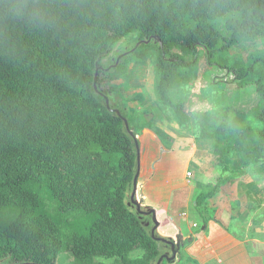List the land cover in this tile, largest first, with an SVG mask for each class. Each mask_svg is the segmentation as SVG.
<instances>
[{"label":"trees","instance_id":"16d2710c","mask_svg":"<svg viewBox=\"0 0 264 264\" xmlns=\"http://www.w3.org/2000/svg\"><path fill=\"white\" fill-rule=\"evenodd\" d=\"M130 36L140 45L111 71L104 60ZM259 41L264 0H0V261L57 264L70 253L75 264H152L162 256L152 221L127 202L135 136L98 98L149 51L156 99L181 127L192 115L171 91L191 82L201 60L259 95L248 111L225 106L202 117L199 135L215 141L223 168L196 198L201 217L247 169L264 175V49L230 58L234 46ZM234 154L239 169L223 163Z\"/></svg>","mask_w":264,"mask_h":264},{"label":"rangeland","instance_id":"374dc122","mask_svg":"<svg viewBox=\"0 0 264 264\" xmlns=\"http://www.w3.org/2000/svg\"><path fill=\"white\" fill-rule=\"evenodd\" d=\"M135 39L136 36H130L114 48L109 57L104 60L105 66H109L110 70L113 69L112 67L116 65V59L120 55L129 51L130 48L137 47ZM262 49H264V43L261 41L242 43L231 49L230 58L235 60ZM154 58V52L149 51L147 60L135 61L130 64L119 80L112 83L105 82L103 88L108 90L110 95H98V98L112 112L124 118L128 131L135 136L137 142L141 168L136 187H132L127 194V202L136 213L138 210L135 203H140L141 209L146 210L145 205L148 202L149 194L148 183H153L152 185L157 187L165 180L167 181L166 178H171L178 191L184 194L192 189L195 196L205 186H214L221 176L223 166H220L222 162H219L218 154L215 152V141L202 139L199 135L202 117L205 113L215 110H219L220 113L225 106H228L230 111H248L256 106L259 99L254 87L240 88L232 72L217 67H208L201 60L196 65L191 82L171 91L173 100L176 103L184 104L186 110L192 115L191 122L181 127L174 120L170 110L156 99ZM223 163L230 165L232 169L241 167V159L235 154L226 158ZM256 171L260 175V169L257 168ZM189 173L192 174L191 177H188ZM160 175L164 177L155 178ZM227 175L229 173L225 174V176ZM237 179H233L223 186L221 192L226 194L234 190ZM232 185L233 187H231ZM252 189L249 187V191ZM141 198L146 202V204L144 202L145 205L143 201L141 202ZM224 199L226 200V198ZM208 202L211 203L208 200L204 206ZM183 205L187 209V205ZM159 211L158 214L162 219L168 220V217L162 213L163 211ZM146 221L148 222V219ZM147 224L150 225L149 222ZM152 229H150L151 232ZM157 237L159 235L156 231ZM159 248L162 255L171 252L170 247L163 243L159 244ZM136 257H140V254L133 255V258ZM157 261L152 264H157ZM99 262L112 264V261L97 259L96 263ZM0 264L7 263L1 261ZM57 264H75V260L72 254L63 253Z\"/></svg>","mask_w":264,"mask_h":264},{"label":"crops","instance_id":"0c3cea01","mask_svg":"<svg viewBox=\"0 0 264 264\" xmlns=\"http://www.w3.org/2000/svg\"><path fill=\"white\" fill-rule=\"evenodd\" d=\"M160 177L164 176L155 178ZM166 179L157 187L148 183V202L143 201L145 208L156 212L159 237L182 242L175 260L163 259L161 264H264V175L247 169L236 180L229 198V193L220 192L203 206L202 217L194 207L201 191L196 196L192 189L183 194L171 178ZM248 192L255 199L253 203ZM159 210L168 220L162 219ZM144 217L153 223L152 215Z\"/></svg>","mask_w":264,"mask_h":264},{"label":"water","instance_id":"95a60500","mask_svg":"<svg viewBox=\"0 0 264 264\" xmlns=\"http://www.w3.org/2000/svg\"><path fill=\"white\" fill-rule=\"evenodd\" d=\"M139 45L140 44H138L137 47ZM138 154H139V157H138V165H137L138 167H137V174H136L135 179H134V187H136V183H137L138 176H139V172H140V168H141V158H140V152H139V150H138ZM134 194H135V191H134L133 195ZM142 201L143 200H141V202ZM135 204H136V208H137L138 212L141 213L142 215H149V216L152 215V220H153V223H154V227L152 229V236H153V238L156 239V241L159 244L160 243H163L167 247H170L171 252L163 254L159 258V260L157 261V264H161V262L163 261V259H166L167 261H174L175 258H176V256L180 252L181 243L182 242L180 241V243H177L176 244L172 239H165V238H162V237H157L156 238V231H157V228L159 226V221L157 220L156 212L155 211H150V209H148V208H146V210H142L140 203H135ZM147 225L149 226V224H147ZM178 239H180V237H178ZM23 264H31V263H23Z\"/></svg>","mask_w":264,"mask_h":264},{"label":"built area","instance_id":"2783aa9c","mask_svg":"<svg viewBox=\"0 0 264 264\" xmlns=\"http://www.w3.org/2000/svg\"><path fill=\"white\" fill-rule=\"evenodd\" d=\"M191 176H192V174H191V173H189V174H188V177H191Z\"/></svg>","mask_w":264,"mask_h":264},{"label":"flooded vegetation","instance_id":"af4514ba","mask_svg":"<svg viewBox=\"0 0 264 264\" xmlns=\"http://www.w3.org/2000/svg\"><path fill=\"white\" fill-rule=\"evenodd\" d=\"M6 262V261H5Z\"/></svg>","mask_w":264,"mask_h":264}]
</instances>
